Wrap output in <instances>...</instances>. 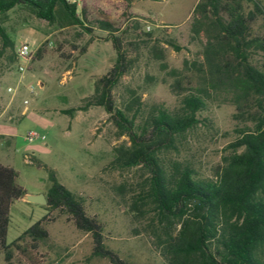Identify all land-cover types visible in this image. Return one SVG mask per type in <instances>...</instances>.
<instances>
[{"label": "rangeland", "instance_id": "1", "mask_svg": "<svg viewBox=\"0 0 264 264\" xmlns=\"http://www.w3.org/2000/svg\"><path fill=\"white\" fill-rule=\"evenodd\" d=\"M199 0H85L89 22L62 26L59 19L49 24L27 7L17 6L0 17V25L13 48L0 54V164L17 173V183L26 195H46L51 188L49 171L70 192L83 198L88 215L101 221L105 245L121 259L132 264H162L152 238L142 231L129 204L140 181L141 171H116L109 167L114 148L126 143L107 121L100 107L73 115L63 114L90 96L94 82L115 61V53L106 32L94 25L104 20L124 35L132 68L114 90L115 97L130 100L139 97L145 106H177L171 84L187 76H198L199 66L206 70V48L210 22L202 24L193 11ZM247 14L264 0H224ZM81 14L83 0L74 3ZM210 26V25H209ZM252 36L264 34V17L251 24ZM165 40L179 47L176 51ZM136 42L129 46L127 42ZM146 41V42H141ZM27 44L30 55L19 59L17 49ZM0 41V50H1ZM84 54H80L82 48ZM254 59H261L253 56ZM22 64L25 70L18 72ZM11 89V92L8 89ZM202 114L211 126L199 125L188 134L180 157L200 174L210 176L235 140L237 121L228 86L213 89ZM25 101L27 103H25ZM32 132L36 138L29 139ZM48 216L44 226L48 238L38 244L45 264H110L95 258L90 234L81 232L58 210L26 201H15L9 211L6 243L11 244L30 226ZM0 264H5L0 254Z\"/></svg>", "mask_w": 264, "mask_h": 264}, {"label": "trees", "instance_id": "2", "mask_svg": "<svg viewBox=\"0 0 264 264\" xmlns=\"http://www.w3.org/2000/svg\"><path fill=\"white\" fill-rule=\"evenodd\" d=\"M123 1L126 7L132 2ZM82 5L79 15L76 5L66 0H0V17L24 6L49 24L60 19L62 26H82L83 21L89 22L85 0ZM239 11L224 0H199L193 14L202 24L210 22V26L206 24L212 42L205 52L208 76L199 66L198 76L185 77L187 86L181 80L171 84L178 100L173 109L162 104L145 106L139 97H115L114 90L132 68L124 42L127 31L116 36L118 29L111 23L94 19V25L107 33L115 61L96 79L90 96L76 107L62 110L71 116L100 107L117 136L127 139L114 148L109 167L141 171L129 210L152 238L162 264H264V34L251 33V24L264 17V9L256 2L247 14ZM0 41V54L14 46L1 25ZM165 42L179 50L174 41ZM221 84L233 91L236 138L226 146L212 175L206 176L183 160L180 152L188 134L199 125L211 126L202 115L210 99L208 86L216 89ZM49 177L45 206L90 234L91 256L110 264H132L105 245L104 227L96 216L87 214L83 198L61 185L52 170ZM25 195L17 173L0 164V254L5 264L46 262L38 252V244L48 238L46 215L14 242L6 243L10 207Z\"/></svg>", "mask_w": 264, "mask_h": 264}, {"label": "built area", "instance_id": "3", "mask_svg": "<svg viewBox=\"0 0 264 264\" xmlns=\"http://www.w3.org/2000/svg\"><path fill=\"white\" fill-rule=\"evenodd\" d=\"M69 4H74L77 2V0H66ZM30 55V49H29V46L27 44H23L21 45L18 49H17V56L19 59H22V60H26ZM25 70V66L20 64L18 66V72L21 73ZM9 92H11V89L9 88L8 89ZM25 103H27L25 101ZM37 135L30 132L28 135H27V138H29L30 140L33 139V138H36Z\"/></svg>", "mask_w": 264, "mask_h": 264}, {"label": "water", "instance_id": "4", "mask_svg": "<svg viewBox=\"0 0 264 264\" xmlns=\"http://www.w3.org/2000/svg\"><path fill=\"white\" fill-rule=\"evenodd\" d=\"M26 201L30 203H35L41 206L46 205V198L44 194H38V195H25Z\"/></svg>", "mask_w": 264, "mask_h": 264}]
</instances>
